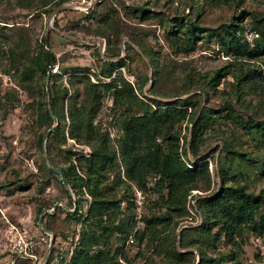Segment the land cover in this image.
<instances>
[{
    "label": "rangeland",
    "instance_id": "obj_1",
    "mask_svg": "<svg viewBox=\"0 0 264 264\" xmlns=\"http://www.w3.org/2000/svg\"><path fill=\"white\" fill-rule=\"evenodd\" d=\"M90 1L0 0V264H31L28 255L41 261L48 247H56L77 227L85 237L102 235L85 223L92 201L86 183L75 195L64 177L63 184L48 167L68 171L74 180L83 175L78 168L70 172L71 165L77 167L78 159L93 154L102 156L105 167L97 172V194L117 202L103 223L107 246L103 236L99 248L110 253L121 248V264H197L200 257L193 252L189 260L177 259L179 234L181 249L220 259L233 249L212 241L218 228L209 237L201 235L205 223L198 204L219 190L225 170L231 178L226 185L264 194V144L255 130L246 129L264 122V83L251 78L254 70L264 75V55L247 61L234 56L226 43L229 25L241 23L249 42L250 33H256L253 23L264 29V0H95L90 9L63 11L49 23L58 6ZM190 24L210 35H197L193 44H185ZM42 50L60 68L55 83L42 80L35 69ZM107 63L119 64L110 76ZM216 75L220 78L214 80ZM147 98L165 104L186 101V118L171 129L180 145L187 139L184 161L200 157L208 164L209 183L205 175L199 178L177 196L176 206L157 176L142 173L141 187L121 162L127 122L142 116L143 102L158 110ZM46 111L54 117L50 121ZM71 116L82 128L75 129ZM201 116L206 124L191 152L190 131ZM51 127L58 130L57 137L48 133ZM155 139L161 143L159 136ZM44 210L50 213L43 215ZM152 216L171 219L155 226V237L145 232L144 219ZM119 227L124 235L114 231ZM130 236L135 238L132 245ZM20 237L32 246L22 258ZM239 259L264 264V235L245 234Z\"/></svg>",
    "mask_w": 264,
    "mask_h": 264
},
{
    "label": "trees",
    "instance_id": "obj_2",
    "mask_svg": "<svg viewBox=\"0 0 264 264\" xmlns=\"http://www.w3.org/2000/svg\"><path fill=\"white\" fill-rule=\"evenodd\" d=\"M244 16L243 13L239 15L238 21L242 22ZM258 23V21H256V24L253 23L254 29L252 30L259 36V39L250 41L253 45L246 39L244 30L240 26L241 23L229 25L226 31L228 38L226 43L234 56L243 57L247 61H254L264 55V29H256ZM189 29L187 30L185 44H193V41L197 39V35H210L208 29L200 28L194 24H190ZM54 63V58L50 56L49 58L46 57L43 50L36 55L34 65L42 80L46 79L49 73L48 67L53 66ZM107 64L110 67V76L119 64ZM60 75L49 74V83H55V79L60 77ZM218 78H220V75H216L214 80ZM247 78L248 76L242 80L245 81ZM251 78L258 79L261 83H264V75L260 70H254ZM56 93L58 95L57 89ZM55 98L56 96L54 94V97L50 99L51 106L54 105ZM146 100L155 104L158 110L143 102L141 103L144 108L142 116L134 117L127 122L123 142L120 147L121 162L126 168L127 176L137 181L138 184L141 183V187L145 186L142 183V173L149 172L157 176L158 185H160V188L167 190L169 201L176 206L177 196L196 186L199 178L205 175L204 177L208 179L207 183H209L208 164L204 162L205 159L200 157H195L196 161L194 163L184 161L183 156L188 152L187 139H183V144L180 145L179 135H176L171 129L174 123H180L186 118V111L183 110L188 107L186 101H179L177 99L175 102L165 104L155 99L147 98ZM165 106H170L171 108H160ZM50 113L49 111L45 112V118L49 121L51 120ZM81 114L78 111L77 115L79 117ZM204 119L205 117L201 116L198 120L199 122L193 124V128L190 131L192 142H189V150L191 152H194V140L204 130L206 124ZM71 120H74L73 124L76 130L82 128L83 123L76 122V117L71 116ZM163 129L164 132L162 131ZM246 129L250 131L251 129L255 130L264 144V122L250 123ZM50 133L54 137L58 136L57 129ZM157 136L161 139V143L156 142L155 138ZM113 159L114 157L111 156L109 160L113 161ZM77 162V167L73 168V165H71L70 172H75L76 168H78L82 172L81 174L83 176L81 177L75 175L76 178L72 180L69 177L68 171L66 172L64 169L59 170L62 172L66 184L70 186L72 193L75 195H77L78 191L82 190V183H86L87 192L92 201L88 207L85 223L90 229H100L102 235H96L94 232H90V235L85 237L80 228L78 245L73 252L69 264H121L117 260V254L121 252V248L110 253L111 250L109 251L106 248L98 247L101 242L100 239L103 236L104 242L102 244L103 246H107L108 237L103 235L107 229L103 223L110 219V214L117 208L116 201L105 197L101 198L97 194V189L101 185L100 174H97V172L105 170L103 158L101 155L93 154L89 158L78 159ZM223 172L225 173L221 175L222 185L219 190L210 198L198 204L204 216L205 223L200 233L201 235L209 237L210 232L218 228V233L213 236L212 241L215 244L220 242L225 247L232 248L233 251L228 252L227 255H223L220 259H213L211 257L206 259L204 253L198 251L200 259L197 264H242L239 257L240 253H242L245 234L264 235V194L254 195L247 192L244 186L235 184L226 185L231 178L228 176L226 170ZM174 208L173 210H176L177 213L182 211L180 207ZM170 220L169 216H152L149 219H144L145 232H149L150 235L155 237V226L169 222ZM204 227L208 229H204ZM114 231L119 234H125V231L120 227L119 229L115 228ZM72 234H75L74 229L72 230ZM93 246L98 248L94 254H91L93 252ZM180 248H182L181 243ZM55 249L56 247L53 246L50 258H52ZM174 251L179 261L189 260L193 257L192 252L181 254L178 253L176 247H174Z\"/></svg>",
    "mask_w": 264,
    "mask_h": 264
},
{
    "label": "built area",
    "instance_id": "obj_3",
    "mask_svg": "<svg viewBox=\"0 0 264 264\" xmlns=\"http://www.w3.org/2000/svg\"><path fill=\"white\" fill-rule=\"evenodd\" d=\"M250 38L251 40H257L259 39V36L257 33H250ZM48 72L51 75H60V68L58 65H54V66H49L48 67ZM79 229L75 228V234H70L68 237H66L65 240L60 241L57 246L56 249L54 250L53 254H52V258H50V254L51 251L53 249V246H51L50 248L48 247L47 249V254L45 255L44 258H42L41 261L37 260V257H35L34 255H28V258L30 259V261L33 264H69L71 257L73 255V252L76 248V246L78 245V239H79ZM134 237L130 236L128 238V245H132L134 244ZM17 246L20 249V255H18L19 258H22V254L26 255V251L32 247L29 243H27L26 241H24L21 237L17 242Z\"/></svg>",
    "mask_w": 264,
    "mask_h": 264
},
{
    "label": "water",
    "instance_id": "obj_4",
    "mask_svg": "<svg viewBox=\"0 0 264 264\" xmlns=\"http://www.w3.org/2000/svg\"><path fill=\"white\" fill-rule=\"evenodd\" d=\"M95 4V0H91L90 1V4L89 5H86V6H83V5H81V4H76V5H74V4H71V5H60V6H58L52 13H51V15L49 16V23L59 14V13H61V12H63V11H67V10H71V9H75V8H86V9H90V8H92V6ZM49 29H50V26H49ZM48 32V31H47ZM48 34V33H47ZM46 34V37H45V45H46V47H47V42H48V35ZM65 37H67V36H65ZM69 39H71V40H73V41H77V40H75L74 38H70V37H68ZM82 44H84V43H82ZM84 45H86V44H84ZM46 53V57H48V54H47V51L45 52ZM49 80V73L47 74V77H46V81H48ZM46 94L47 95H49V91H48V89H46ZM175 100H177V99H171V101H175ZM50 116H51V118H54L53 117V115H52V113H50ZM55 129V127H51L50 129H49V131H48V133H50V132H52L53 130ZM49 167V169H51L54 173H56L60 178H61V181H62V183L64 184V181H63V174H62V172L61 171H59V170H57V169H55V168H52V167H50V166H48ZM71 193V192H70ZM57 208V205H55L54 206V208H53V210H55ZM50 212L49 211H47V210H44L43 211V215H45V214H49ZM41 221H42V217H40L39 218V224H41ZM43 232L44 233H46V234H50L49 233V231L47 230V229H43ZM180 241H181V238H180V235L178 234L177 235V239H176V244H175V246H176V249H177V251H178V253H181V254H185V253H187V252H193L197 257H199L198 256V254H197V252L195 251V250H182L181 248H180ZM51 247V246H50Z\"/></svg>",
    "mask_w": 264,
    "mask_h": 264
},
{
    "label": "crops",
    "instance_id": "obj_5",
    "mask_svg": "<svg viewBox=\"0 0 264 264\" xmlns=\"http://www.w3.org/2000/svg\"><path fill=\"white\" fill-rule=\"evenodd\" d=\"M31 264H33L31 261H30Z\"/></svg>",
    "mask_w": 264,
    "mask_h": 264
}]
</instances>
